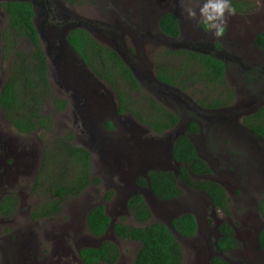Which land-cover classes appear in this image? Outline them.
Listing matches in <instances>:
<instances>
[{
  "label": "rangeland",
  "instance_id": "obj_1",
  "mask_svg": "<svg viewBox=\"0 0 264 264\" xmlns=\"http://www.w3.org/2000/svg\"><path fill=\"white\" fill-rule=\"evenodd\" d=\"M101 2L83 0L71 8L60 0L56 4L62 3L67 11L72 10L76 15L89 18L91 21L88 24L91 25L99 11L107 14L112 11L111 2ZM38 3L42 9L44 4L39 0ZM128 3L133 6L132 9L135 5L137 8L146 5L145 14H139L138 17L148 16L153 25V28L144 29L140 35L126 33L124 40L114 37L122 50L126 51L128 65L134 68L136 77L141 81V92L132 94L131 105L134 110L141 112V109L147 110L151 106L148 98L155 99L160 106L179 114L176 129L155 134L130 112L125 114L129 116L127 120H124V116H112L114 109L118 108V101L110 87H107V94H96L94 89L95 104H90L80 116L75 108L80 101L74 99L72 102L70 91L66 90L67 85L59 75L60 67L56 68L52 62L51 47L58 44L56 34L60 33H51L50 24L54 23L47 17L38 19L41 44L48 59L51 95L66 99L69 104L59 111L50 100L45 102L43 110L52 116L53 126L49 131L38 130L29 134L17 131L0 107V207L4 198H9L14 204L8 216L0 208V264H84L77 250L95 247L106 240L113 241L120 249L121 256L117 264H134L139 243L117 237L113 233L115 222L123 220L133 226L154 221L168 223L177 215L191 212L198 216L205 228L208 218L204 211L207 197L203 193L190 196L182 184V195L164 202L153 198L146 187L135 189V194L144 195L152 212L151 219L140 224L126 205L130 192L125 191L129 184L134 183L138 167L150 160L161 162V166L167 169L178 168L172 160L165 158L162 149H156L152 157L141 158L143 153L148 154L143 141L165 135L172 138L176 133H185L188 121L199 115L204 131L200 135L192 134L191 138L200 155L215 169L212 177L226 186L231 208L229 219L236 222L240 237L245 241L239 252L244 253L249 264H264V255L257 254L255 248L256 232L247 226L249 224L258 228L264 225L258 215V200L264 194V143L242 125L246 113L260 100H264V51L257 49L254 44V36L259 32L264 33V0H231L235 13L227 17L225 35L220 38L214 37L197 21L187 17L185 22L188 21L191 36H182L180 47L211 52L220 45L224 52L223 56L221 53L218 55L222 59L226 58L229 65L220 85L198 84L189 80L184 86L172 87L159 85L156 78L157 62L173 46L170 41L162 39L154 25L162 13L172 12L171 6H178L182 11L181 0H128ZM234 4L241 7H234ZM191 6L198 9L197 0H192ZM7 23L5 15L0 21V33ZM90 27L94 33L102 34L98 32L99 24ZM100 37L103 39V36ZM122 42L126 43V47ZM104 44L113 47V41L107 38H104ZM163 59L170 67H177L178 62L174 64L171 58ZM8 75L9 61L3 58L0 45V86ZM215 103L224 104L215 109L212 108L218 105ZM113 120L118 121L115 128ZM108 121L113 128L106 126ZM68 134L72 135L74 145L84 147L91 153L92 174L98 178V182L89 184L77 196L67 197L60 212L52 218L34 220L33 210L51 198L48 185L55 167L49 163L53 157L62 156L57 141ZM95 135L102 137L101 149L93 141ZM107 192H112L110 200L105 199ZM99 204H105L112 225L106 234L97 237L89 231L86 216L91 208ZM219 217L225 218L221 213ZM244 226L249 233L243 231ZM175 237L183 248L184 264H207L210 243L203 238L195 241L178 233H175ZM232 258H235L234 254ZM240 262L235 264H246Z\"/></svg>",
  "mask_w": 264,
  "mask_h": 264
},
{
  "label": "trees",
  "instance_id": "obj_2",
  "mask_svg": "<svg viewBox=\"0 0 264 264\" xmlns=\"http://www.w3.org/2000/svg\"><path fill=\"white\" fill-rule=\"evenodd\" d=\"M2 7L8 15V23L1 31V38L3 58L9 61V75L0 86V107L14 128L21 133L49 131L53 126V118L44 112L45 102L50 100L55 109L62 111L68 101L51 95L48 61L34 23V8L30 2L20 0L3 1ZM159 24L166 35L170 37L179 35V26L174 14H164ZM68 40L92 71L116 91L120 102L119 112H131L155 134H162L178 124V114L160 106L153 98H148L151 106L147 110L141 109L140 112L133 109L132 94L141 92V82L118 53L105 45L98 44L83 29L72 30ZM255 41L258 46L264 48V33L257 34ZM181 57L185 64L189 63L193 68H187L185 65L184 70H179L162 61L163 58H171L170 60L175 64L174 58ZM156 67L159 81L177 86H184L189 80L198 84L222 83L225 69L220 59L192 50H169L163 54ZM262 113L264 109L258 116ZM251 118L248 124H251L264 138V126H259V123L251 121ZM106 126L113 127L110 121ZM197 131V125L191 123L188 132L179 135L175 140L173 153L175 161L179 163L178 175L174 171H149L150 187L159 200L171 201L182 195L181 185L185 184L205 191L216 207L228 212L223 187L210 180L195 179L191 175L193 173L201 176L210 172L206 161L197 154L187 135ZM72 139V135L68 134L57 141L62 156L53 157L49 163L55 167L48 185L51 198L44 205L33 210L34 220L52 218L60 212L62 203L67 197L77 196L89 184L98 182V178L92 174L91 153L84 147L74 145ZM138 183L144 186L148 184L144 177H140ZM111 196L112 192H107L105 199L110 200ZM127 206L140 224L147 223L152 217L151 209L140 193L132 195L127 201ZM13 207L14 204L9 198L2 200L0 208L4 215H10ZM259 211L264 220V197L259 203ZM86 222L94 236L100 237L106 234L111 225V218L106 212L105 205L99 204L91 208L87 213ZM172 228L183 237H192L197 229L194 214L186 212L174 217ZM220 232L222 236L217 244L221 250L237 246L228 223L221 226ZM113 233L121 239L139 243L134 264H184L183 248L163 221L133 226L121 220L113 224ZM259 244L264 250V227L259 233ZM77 253L85 264H117L121 256L117 244L110 240L104 241L99 247H81ZM210 264L229 263L220 256H213Z\"/></svg>",
  "mask_w": 264,
  "mask_h": 264
},
{
  "label": "flooded vegetation",
  "instance_id": "obj_3",
  "mask_svg": "<svg viewBox=\"0 0 264 264\" xmlns=\"http://www.w3.org/2000/svg\"><path fill=\"white\" fill-rule=\"evenodd\" d=\"M3 1L4 0H0V21L5 15L7 16V21H8V15H7L5 9L2 7ZM5 1H11V0H5ZM20 1H28L32 4V6L34 8V12H35L34 23H35V26L37 28L40 40H42V39H41V36L39 33L40 30L38 27L37 20L38 19L40 20L42 17H47L48 19H50L54 23V24H50L51 33H53V34H55L56 32L60 33L59 35L56 34V38H58V44L53 43L54 45L51 47L53 49L52 53H51L52 62H53V64H55L56 68L60 67L62 74L59 73V75L62 77L65 84L69 86V87L67 86L66 90L68 92L70 91V97H71L72 102L74 99L75 100L78 99V101H80V104L78 106L74 105L76 110L78 111L79 115L82 116V114L85 112L86 108L90 104L91 105L95 104V100L93 99V97L98 92H99L98 94H103V93L107 94V92H108L107 89H109L107 87H110V89L114 92V95L118 101V108L114 109V112H112V116L113 115H115L116 117L124 116V120L125 119L127 120V117H129V116H127L125 114L128 112H119L120 102H119L116 91L113 89V87L109 83H107L104 80H102L101 78H99L92 71V69L87 65L85 60L78 54V52L75 50V48L71 45V43L68 40V37H69V34L72 30L83 29V30L87 31L97 41L98 44L105 45V46L111 48V46L104 44V38H107L109 41L110 40L113 41V47L111 49L114 50L116 53H118L119 56L128 65V59H127L126 51L122 50L121 44H118L117 41H115L114 37L118 36L121 40H124L125 39L124 35L126 33L129 35L136 36V35H140L141 32L144 31V29H146V28L147 29L149 27L153 28V25L151 23V19L148 16H146L145 18H139L138 17L139 14H141V15L145 14V12L147 10V6L142 4L140 7L138 6V8H137V5H135V7L132 9L133 6L129 5L128 0H107V3L111 2L112 6H113L112 11H110L108 14L99 11L98 12L99 15H98L97 19L94 20L92 22V24L90 25V24H88V21H91L89 18H83V17H81V15H76L73 13L74 11H72V10L67 11V9L64 8V5L62 3L56 4V2L58 0H39L44 4V6L42 5V9H40L41 7H40V4L38 3V0H20ZM60 1L68 4L70 8L73 7L74 4L76 5L78 3L83 2V0H74L73 2L70 0H60ZM99 1L101 2L103 0H99ZM142 1L144 2V0H142ZM53 2H55V3H53ZM45 7H47V12H45ZM171 7H172V12L166 11V12L162 13L159 16L157 23H155V25H154V28H156V32L158 31L157 33H159V35L162 37V39L164 41H170L172 43V46H173L172 49H167V50H170V51L192 50V51L199 52L202 54L212 55V56L220 59L224 63V65H225L224 75H226L229 63L226 62V58L223 57L225 59L224 60L218 55L220 53L222 55L224 52V51H222L223 48H221L220 45H218V47L215 48L214 51H211V52L180 47L179 41H180L181 37L184 36L186 38L187 36H191V34H189L188 21L185 22V20L186 19L188 20V18H187L186 14L182 13V11L178 8V6H171ZM234 7L240 8L241 5L234 4ZM167 13L174 14L176 19H177V23L179 26V35L177 37H170V36L166 35L165 33H163V31L160 27L159 21H160L161 17ZM156 15H157V11H156L154 16L156 17ZM97 24H99V27H100V28H98V32L99 33L102 32L103 35L94 33L93 32L94 29L92 31L90 26L96 27ZM259 33H262V32H259ZM259 33H257V34H259ZM257 34L254 36V44L256 45L257 49L264 51L263 47H260L256 44L255 40H256ZM100 36H103V39H101ZM108 36H110L111 38H109ZM49 41L50 40H48V43H49ZM122 44L124 45V47H126L125 42H122ZM0 45H1V49H2L3 42H2V38H1V33H0ZM177 46H179V47H177ZM44 52H45V50H44ZM2 53H3V51H2ZM45 54H46V52H45ZM46 57H47V55H46ZM174 60L176 61L175 63L178 62L176 65H177V68L179 70H184L185 65H187V68H193V66H190L189 63L185 64V61L182 57L179 59L174 58ZM47 61H48V59H47ZM183 65H184V67H183ZM128 66L130 67V65H128ZM48 67H49V65H48ZM172 68H174V67H172ZM130 69L134 72L133 67H130ZM48 75H49V73H48ZM182 75H183V73L181 74V76ZM156 78H157V67H156ZM223 81H224V76H223ZM163 84L165 86H171V87L177 86V85H171V84H167V83L159 81V85H163ZM214 84L220 85V83H214ZM104 85H106V86H104ZM178 86H181V85H178ZM94 89L96 90V94H94V92H95ZM68 104H69V102L67 103L66 107L68 106ZM215 104H218V105H213L212 108L218 109L224 103H215ZM263 109H264V100L262 99V100H260V102H258L256 104V106L252 110H250L246 113L247 115L244 116L242 125L249 132H251V134H253V136L262 140L264 143V138L257 132V130L255 128H253V126L251 124L250 125L248 124L249 118L252 117L250 119L251 121H255V122L259 123V126L260 125L264 126V113H262L261 115L258 116V114H260V112ZM172 112H174V111H172ZM174 113L178 114L176 112H174ZM178 116H179V114H178ZM117 122L118 121L113 120L114 128L117 126ZM191 123H195L197 125L198 131L192 132V133L190 132L187 135L189 136L191 142L193 143L197 154L201 158H203L200 155L194 141L191 138L192 134L193 135H200L204 131V125H203L202 117H200V115H199V117L196 116V118L192 117L188 121V123L186 124L185 133H182V134H186V132H188V128H189V125ZM141 124L144 125L143 123H141ZM144 126H146V125H144ZM176 126L173 129L168 130V131H172V130L176 129ZM123 127L126 130H129L125 124H123ZM146 127L151 129L149 126H146ZM93 141L97 145H99V148L101 149L102 137L95 135L93 137ZM204 160L206 161L207 165L209 166L210 172L205 174V175H201V176L194 175L193 173H191V175L195 179L200 178V179L210 180V181H213V182L220 184L225 191L226 206H227L228 212H226L225 210H223L220 207H216L213 200L209 196V194L206 193L205 191H202L199 189H194L188 185L183 184L184 190L187 193H189L190 196L195 195L194 193H199V192L206 195L207 199H206V205H205L204 211H205L206 215L208 216V218H206L205 228H203V226H202L203 224H201V221L199 220L198 216L196 214H194L196 222H197L196 232L192 237H185V238H193L195 241H199V240H201V238H203L204 240H206V242L210 243L211 252H210V255L208 256V260H207V262L209 264H210V259L213 256H220L224 260H226L229 264L241 263L240 260L246 264H249V261L246 259V256L244 255V253L239 252V249H241V247H242V242L244 243L245 241L243 238L240 237L239 229H238L236 222L229 219V216L231 215V208L229 206L230 202H229L228 196L226 194V186L223 185L222 181L212 177L216 171L214 168H212V166L209 164V161L207 159H204ZM209 176H211V178H209ZM140 177H144L146 179V177L143 175H137L135 177L134 184H131V185L129 184L128 187L126 184L127 188L125 191L130 192L128 199L136 193V192H134L135 189L141 190L145 187L144 185H141L138 183V179ZM0 184H1V180H0ZM131 192H134V193L131 194ZM263 197H264V194L258 200V215L260 216V219H262V220H263V218L261 217L260 211H259V203ZM106 212H107V209H106ZM219 213L224 215L225 218H220ZM263 222H264V220H263ZM224 223H228L230 225V228L232 230L231 235L237 241V246L235 248L221 250L217 244L218 240L222 236V233L220 232V228ZM247 226L249 227V229H254V231L256 232V236L254 235V238L256 239L255 240V243H256L255 248L257 249V254H259L260 256H263L264 250L260 247V244H259V233H260L261 229L264 227V225L259 226L258 228H257V226H253V225H249V224H247ZM243 231L247 232V233L250 232L248 230V228L245 226H244ZM173 233L175 235V232H173ZM100 245H97L95 247H99ZM232 254H234V257H235L234 259L232 258ZM252 259H250V260H252ZM97 264H103V263H97ZM253 264H255V263H253Z\"/></svg>",
  "mask_w": 264,
  "mask_h": 264
},
{
  "label": "clouds",
  "instance_id": "obj_4",
  "mask_svg": "<svg viewBox=\"0 0 264 264\" xmlns=\"http://www.w3.org/2000/svg\"><path fill=\"white\" fill-rule=\"evenodd\" d=\"M197 2L198 9L191 6L192 0H181L182 11L214 37H223L227 28V17L235 13L231 0H197Z\"/></svg>",
  "mask_w": 264,
  "mask_h": 264
},
{
  "label": "water",
  "instance_id": "obj_5",
  "mask_svg": "<svg viewBox=\"0 0 264 264\" xmlns=\"http://www.w3.org/2000/svg\"><path fill=\"white\" fill-rule=\"evenodd\" d=\"M68 86V85H67ZM69 87V86H68ZM71 89V88H70ZM180 134L176 133L172 138L168 137L167 135L165 136H161V137H157V138H149V139H146L143 141V146L144 148H146V150L148 151V154L146 153H143L141 158H147L149 156H154L155 155V152H156V149H162L163 150V153L165 154V158L167 160H172L177 166L178 168L176 170H171V169H167V168H164L161 166V162H158L156 160H150L149 162H147L145 165L143 166H139L138 167V170L136 173L137 175H143L146 177L147 179V186L146 189H147V192H149L153 198L157 199V197L154 195L151 187H150V182H149V177H148V172L149 171H157V170H166V171H174L176 173V175H178V169H179V163L175 161V158H174V153H173V146H174V143H175V140L176 138L179 136ZM133 183V182H131ZM134 184V183H133ZM131 185V184H130ZM144 196V195H143ZM145 198V197H144ZM146 200V199H145ZM128 201V199H127ZM127 201H126V205H127ZM128 207V206H127ZM178 216V215H177ZM176 217V216H175ZM173 219V218H172ZM167 226L173 231V228H172V220L169 221L168 223H166ZM111 225H112V220H111ZM110 225V227H111ZM176 233V232H175ZM207 264H209L207 262Z\"/></svg>",
  "mask_w": 264,
  "mask_h": 264
}]
</instances>
